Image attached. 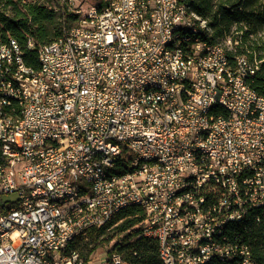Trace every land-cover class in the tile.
I'll return each instance as SVG.
<instances>
[{
  "label": "built area",
  "instance_id": "2783aa9c",
  "mask_svg": "<svg viewBox=\"0 0 264 264\" xmlns=\"http://www.w3.org/2000/svg\"><path fill=\"white\" fill-rule=\"evenodd\" d=\"M46 4L64 11L66 38L27 39L43 72L15 38L0 41V97L10 104L0 111V195L17 193L0 204V264H92L71 233L83 238L127 201L142 210L139 236L156 241L160 264H255L237 229L264 217V93L250 85L259 69L203 38L176 59L171 25L195 27L181 0ZM152 84L161 91L148 93ZM206 104L215 111L201 117ZM243 212L251 221L236 225ZM100 260L123 264L116 249Z\"/></svg>",
  "mask_w": 264,
  "mask_h": 264
},
{
  "label": "trees",
  "instance_id": "16d2710c",
  "mask_svg": "<svg viewBox=\"0 0 264 264\" xmlns=\"http://www.w3.org/2000/svg\"><path fill=\"white\" fill-rule=\"evenodd\" d=\"M46 1L50 0H0V41L15 38L23 48L24 62L34 68L38 67L37 53L36 49L25 46L27 39L31 38L36 46L47 43L55 38L61 26V13L48 7ZM186 2L192 12L206 21L203 39L207 42L221 43L231 32L240 34L233 50L225 46L227 54L231 59L244 54L250 59L261 60L259 70L250 85L264 93V40L256 36L257 31L264 27V0ZM251 34L257 38H253ZM142 218V210L137 206L122 209L106 224L88 230L90 241L93 242L89 250L105 246L111 238L124 233L119 241L108 248L109 252L118 250L123 264H160L156 241L139 236ZM116 222L117 231L112 235L105 234L106 229ZM237 230L244 234L255 264H264V217L249 230ZM81 239L72 242L70 247L79 250Z\"/></svg>",
  "mask_w": 264,
  "mask_h": 264
},
{
  "label": "bare ground",
  "instance_id": "6f19581e",
  "mask_svg": "<svg viewBox=\"0 0 264 264\" xmlns=\"http://www.w3.org/2000/svg\"><path fill=\"white\" fill-rule=\"evenodd\" d=\"M53 0L46 1L52 2ZM172 8H179V0H172ZM123 9V0H115V10ZM156 9L165 10V1H156ZM61 13V26L57 34V38H66V28H62V22L64 20V11L55 10ZM181 13L183 19L195 27H185L183 31V24H172L171 34L173 35V44H175V56L176 59H185L184 42H192L199 38H203L206 21L200 18L196 13L192 12L187 4L186 0H181ZM208 47H216L218 51L227 53L225 46L222 43H209ZM38 67L36 72H43L42 56L37 54ZM249 66L253 69H259L260 62L256 58H249ZM0 83H2V75L0 74ZM161 91V84H152L148 86V93H158ZM15 107H22V99H15ZM0 111L9 112L10 104L5 97H0ZM215 111V104H206L205 109L201 110V117H208L213 115ZM179 193H187V186H179ZM136 206V201H127V203H119V211L122 209ZM211 220H219V213H211ZM251 221V213L243 212V214L237 215L236 225H247ZM233 225V218H223L220 220V229H230ZM175 233H184V225L175 226ZM79 239L78 233H71V243ZM222 242V235L220 233H213V243ZM63 243H70V236H63ZM207 262H214V254H207Z\"/></svg>",
  "mask_w": 264,
  "mask_h": 264
},
{
  "label": "rangeland",
  "instance_id": "374dc122",
  "mask_svg": "<svg viewBox=\"0 0 264 264\" xmlns=\"http://www.w3.org/2000/svg\"><path fill=\"white\" fill-rule=\"evenodd\" d=\"M239 35L236 34V32H231L229 35H227L221 43L226 46L227 49H234L235 44L239 40ZM250 36H255L254 34H251ZM256 36L264 40V27L262 29H259L256 33ZM253 37V38H257ZM260 52V51H259ZM17 198V193L16 192H11V193H3L0 195V204L2 201L7 202V201H12ZM118 222L115 224L111 225L108 229H106L105 234L107 235H112L117 231L116 225ZM124 233H120L119 235H116L115 237L111 238L109 243L105 246H99L95 249L89 250L91 245H93V242L90 241V236H88V233L79 241L80 243V248L79 250L81 251V255L84 259L90 260L92 264H102L101 262V256L103 253L106 252L107 248H111L113 244L117 241L120 240V238L123 236ZM85 242H88L87 245H85Z\"/></svg>",
  "mask_w": 264,
  "mask_h": 264
}]
</instances>
